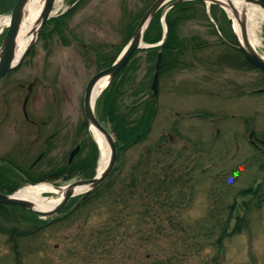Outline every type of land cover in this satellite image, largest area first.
Instances as JSON below:
<instances>
[{
	"label": "rangeland",
	"instance_id": "1",
	"mask_svg": "<svg viewBox=\"0 0 264 264\" xmlns=\"http://www.w3.org/2000/svg\"><path fill=\"white\" fill-rule=\"evenodd\" d=\"M154 1L83 0L62 33L49 37L47 28L24 63L0 82V120L5 112L22 110L27 87L36 78L39 83L28 105L33 119L46 116L54 93L60 108L65 106L64 131L52 142L54 158L45 160L41 172L59 165L54 159L65 161L81 142L77 157H90L92 144L97 147L96 175L100 150L92 130L84 125L85 91L105 69L100 67L101 57L117 56V48L127 43L131 24H138ZM58 5L63 7L61 15L69 0ZM203 8L205 15L197 13L180 25L178 33L185 39L197 36L209 46L196 50L194 58L185 54V60H192L190 66L162 74L156 96L151 85L162 51L151 49L138 52L96 102V113L111 132L106 111L113 109L134 120L146 113L149 103L155 104L151 132L124 149L113 170L116 193L130 186L133 176L140 178L139 190L126 188L129 203H118L117 211L123 212L114 216L105 214L102 202L64 221L68 212L39 217L38 234L20 240L19 264H264V91L258 92L264 88V74L220 63L223 39L229 36L237 43V34L223 8L206 4ZM258 33L257 52L264 57V17L259 19ZM11 120L0 122V127L6 129ZM16 120L12 127L21 133L17 140L25 141V132L36 128L24 117ZM0 144V155L7 154L6 144ZM41 149V143L33 145L30 155ZM145 170L152 179L171 176L173 195L168 197L165 191L156 198L142 195L149 184L144 181L149 177H142L145 172L141 175ZM80 179L91 178L77 176L53 184L66 186ZM14 183L18 188L28 185L25 180ZM37 220L25 213L18 221L21 228L33 230ZM16 259L8 236L0 232V264H16Z\"/></svg>",
	"mask_w": 264,
	"mask_h": 264
},
{
	"label": "trees",
	"instance_id": "2",
	"mask_svg": "<svg viewBox=\"0 0 264 264\" xmlns=\"http://www.w3.org/2000/svg\"><path fill=\"white\" fill-rule=\"evenodd\" d=\"M17 0H0V12H10L14 5L16 4ZM152 3H150L151 5ZM149 5V6H150ZM205 5L202 1L192 0L179 3L175 5L167 14L166 16V23L168 28V35L164 42V44L158 48L163 53L162 64H161V75L164 73H168L169 71H176L179 70L181 67L190 66V62L192 60L187 61L185 60V54H189L194 58V53L198 49H202L209 46L208 42L205 40H200L199 37L193 36L190 39L181 38L178 29L180 25L191 21L195 18L196 14H204L205 11L203 6ZM148 6V7H149ZM147 7V8H148ZM147 10V9H146ZM162 19V10H160L154 19L152 20L147 34H146V41L149 43H156L162 40L164 28L161 25ZM137 24H131L129 28L126 39L124 40V45L132 36L134 28H136ZM48 28V27H47ZM46 28V29H47ZM157 30L158 34L157 37L155 35V31ZM46 35L45 32L43 34ZM232 38H227V41H223V46H225V50L223 51L222 55L218 57L221 64H228L232 68L238 69H254L257 70L251 63L244 57L242 52L235 47H231L229 43L236 44V42L231 40ZM198 40L200 42H198ZM1 43V41H0ZM208 45V46H207ZM118 54L122 50V46L117 48ZM152 51V50H151ZM107 55L101 57L100 67H107L114 62L117 58H107ZM100 57V56H99ZM100 62V61H99ZM127 68H125L126 70ZM124 70V71H125ZM123 71V73H124ZM264 74V73H262ZM117 83V82H116ZM114 83V84H116ZM115 86V85H113ZM146 113L141 114L134 120H131L129 117L124 116L122 113H117L115 110L110 109V111H106L107 115H109V119H111V123L113 125L112 131L116 137V144L118 149L117 161L120 159L121 152L124 149H127L130 145H134L140 143L145 140L148 134L151 132L152 121L155 116L156 110L154 109L155 104L150 103L147 105ZM145 106V109L146 107ZM134 110V109H133ZM163 141V140H162ZM161 146V145H160ZM93 153L89 154L90 157L82 158L81 156L77 157L72 164L62 163L59 165L54 166L47 172H43L42 174L36 176L32 179V182H42V181H49L52 183L58 182L59 180L69 181L71 179L76 178L77 176H83L84 178H92L95 174V166H96V158H97V147L93 143L92 144ZM145 172L143 175L142 173ZM153 172H151L152 174ZM142 177H149L148 179H144L145 182L149 181V184L144 186L145 188L142 190V195L148 196V198H156L160 197L162 192L165 191L168 193V197L173 195V182L171 176H169L168 180H157L158 176H154L152 179L151 175L149 176V171L146 170L141 172ZM114 172L104 181L95 191H93L90 195L86 196L85 198H80L79 201H76V198H73L67 206L62 210V212L67 213L68 215L63 219H68L70 217L75 216V214L79 213L82 215L85 209H91L96 206L99 207L101 203L106 208L105 214L114 216L118 209V203L122 202L121 204L129 203V196L125 195L126 188H136L139 190V187H136V182L140 179H137L133 176V179L130 183V186H124L120 191L116 193L117 184L114 179ZM151 177V178H150ZM8 182V181H7ZM158 182V183H157ZM2 183V182H1ZM57 184V183H56ZM155 184V185H154ZM156 184H159L156 187ZM2 186V185H1ZM2 188V192L5 193H12L18 188V185L14 183V186L8 187L6 191ZM175 191V190H174ZM248 193V192H245ZM132 194V193H131ZM73 206V207H72ZM72 207V209H71ZM71 209V210H70ZM70 210V211H69ZM20 213L19 215V212ZM122 213L123 211H117ZM28 214L33 219H39V216L33 213L28 212L24 208L18 206H9L0 204V232L4 233L8 236V242L13 245L14 249L16 250L17 259L16 264H19V253L17 252L20 245L21 239H26L28 237L36 236L40 230L41 223L38 222L35 225L36 228L27 229L21 228L19 224V216L21 217L22 214ZM148 213V212H147ZM130 216V214H128ZM112 219H107L105 222H110L112 225ZM230 221V220H229ZM58 222H61L58 221ZM21 223V222H20ZM229 222L227 223V226ZM239 227V224H236ZM108 225H104L103 228H107ZM237 231V230H236ZM235 231V232H236Z\"/></svg>",
	"mask_w": 264,
	"mask_h": 264
},
{
	"label": "water",
	"instance_id": "3",
	"mask_svg": "<svg viewBox=\"0 0 264 264\" xmlns=\"http://www.w3.org/2000/svg\"><path fill=\"white\" fill-rule=\"evenodd\" d=\"M29 0H18L13 11H12V21L11 26L8 29V32L4 38V41L2 43V46L0 48V80L2 77L15 69L29 54V52L33 49L36 42L38 41L42 30L44 29L47 21L52 17V12L54 5L56 3V0H45L44 8L41 13L40 18V24L39 28L36 32V39L33 41L28 48L25 50L22 57L16 61V45H17V38L18 34L20 32V28L23 22V18L25 15V8ZM173 0H156L149 9L145 12L143 15L138 27L136 28L131 40L129 41L126 48L121 53L118 60L109 68L104 69L100 72H98L89 82L86 94H85V112H86V118L89 123V125L96 127L99 131H101L108 142L110 152H111V159L108 167L104 170L102 174H97L92 179H80L75 182L70 183L67 186V190L64 194L63 199L61 202L56 205L52 210L50 211H42L38 210L34 207V204L28 200H23L15 197V194L12 195H6L2 194L0 192V203L5 205H12V206H21L24 207L26 210L40 215L42 217H51L56 214H58L71 200V198L77 196L75 194V188L78 186H88L89 189L86 191V194H90L93 190H95L97 187H99L111 174L116 160H117V146H116V140L114 135L108 130L102 122L97 118L94 105L92 103L93 98V92L94 89L100 79L103 77H109L110 81H114L119 74L122 72V70L125 68V66L128 64L132 56L135 54L137 50L143 49V48H151V47H157L164 43L165 39L167 38V25L165 23V17L169 11V8L185 1L190 0H175L170 7L166 8L163 12V22L165 26V34L163 40L158 44L149 45L146 44L144 41L147 29L153 20V18L156 16V14L162 9L165 5L172 2ZM208 3V0H199ZM231 5L232 1L227 0ZM248 3L254 4L256 6H259L264 11V0H244ZM210 4V3H208ZM211 4L221 5V3L217 0H211ZM236 16L239 17L238 13L235 11ZM241 27L244 35V44L238 40V48L241 50V52L244 54L246 59L258 70L264 72V58L256 52L252 47L250 46L248 40L246 39V29H245V22L242 20ZM161 61H162V53H159L157 64L155 67V74L153 77L152 82V89L154 91V95L156 96L158 94V86H159V80H160V72H161ZM260 92L264 91V89L259 90ZM96 102V101H95ZM79 147H77L72 155L71 159L75 157V155L78 153ZM60 188V187H56Z\"/></svg>",
	"mask_w": 264,
	"mask_h": 264
},
{
	"label": "flooded vegetation",
	"instance_id": "4",
	"mask_svg": "<svg viewBox=\"0 0 264 264\" xmlns=\"http://www.w3.org/2000/svg\"><path fill=\"white\" fill-rule=\"evenodd\" d=\"M82 1L83 0H69L68 10L65 13L59 15L53 21H50L48 23L49 24L48 28H50L49 37H52V34L54 32L62 33V30L64 31L66 29L67 19L75 13V11L78 9ZM41 38H44V35H42ZM83 47H87V46L84 45ZM102 49L103 47L100 46L98 48V51ZM37 83H39V78H36L27 87L28 91L27 94L25 95V99L23 101V106L21 111L13 115H11V113L8 111L1 116L2 119L0 120V122H5L9 120V118L12 119L10 121L11 125H8L6 129L3 130L0 127L1 128L0 143L4 142L6 144L5 145L6 149L7 148L9 149L7 151V154L5 152L4 154L0 155V187H3L5 191L8 187L14 186V184L11 182L18 180L31 181L38 174L41 173V171L44 169L43 164L45 163V160H47L50 156L54 158V156H52V153L54 151V146L52 145V142L57 137L59 131L60 132L64 131V125L66 124L65 122H63L64 118L66 117V116L64 117L65 106L63 104V108H60V104L58 101L59 96H54L55 93L50 96L53 99V105H51L50 108L46 109L47 110L46 116L41 117L39 119L37 118L33 119L32 118L33 116L30 115V112L28 110V105L31 96H33V91ZM20 86L24 87L23 84H20ZM45 86L47 87L48 84H45ZM4 96H7V94L5 93ZM34 99H36V97ZM20 117H24L27 123L29 124V126L36 128L34 131L27 130L24 136L25 141L22 142L18 141L21 138L20 137L21 133L18 130H16L15 127H12L13 126L12 123L18 122V120L16 119ZM51 128H53L52 130L55 129L56 131L52 132ZM81 130L83 129L82 126L80 125L78 132L82 133ZM2 136H7L5 138L7 139L9 138V140L6 139L2 140L3 138ZM37 143L42 144V149L38 155L33 157V155L32 156L30 155L31 150L33 145ZM24 145H26V147ZM77 146H79L80 148L79 151L80 153L82 149L81 142ZM70 158H71V154L68 158L65 159V161L62 160L61 161L62 163L67 162L68 164H72ZM56 163L62 164L60 163V161L56 162V159H54V164ZM1 189L2 188H0V191H2Z\"/></svg>",
	"mask_w": 264,
	"mask_h": 264
},
{
	"label": "bare ground",
	"instance_id": "5",
	"mask_svg": "<svg viewBox=\"0 0 264 264\" xmlns=\"http://www.w3.org/2000/svg\"><path fill=\"white\" fill-rule=\"evenodd\" d=\"M60 1L61 0H58V3H60ZM217 1L221 3L222 7L230 17L235 32L242 44H244V35L241 27V22L242 20L245 22L246 39L248 40L252 49L257 52V48L260 45V38L258 33L259 19L261 17H264L263 9L244 0H231L232 5L227 0ZM208 3L211 4V0H208ZM44 4L45 0H29L26 5L25 15L17 38L15 57L16 61H18L22 57L28 46L36 39V32L39 28L41 13L44 8ZM59 10H61L60 6H58L57 9H54L53 14H55ZM235 11L238 13L239 17L236 16ZM7 21L8 19L0 21V25L2 26L5 23L7 24ZM109 81V77H103L98 81L93 92V105L107 88ZM91 130L100 150L98 174H102L110 163L111 152L105 135L94 126H91ZM88 189V186H78L75 188V194L82 195L86 191H88ZM66 190L67 186L56 188V186L52 184L41 183L37 185H27L25 187H22L15 194V197L23 200H28L34 204V207L36 209L46 212L52 210L61 202ZM49 193L54 194V196H45V194Z\"/></svg>",
	"mask_w": 264,
	"mask_h": 264
}]
</instances>
